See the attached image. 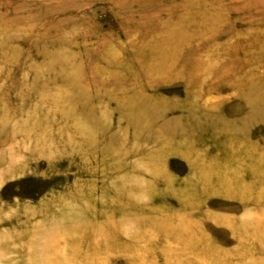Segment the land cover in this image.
Returning <instances> with one entry per match:
<instances>
[{
	"label": "rangeland",
	"instance_id": "1",
	"mask_svg": "<svg viewBox=\"0 0 264 264\" xmlns=\"http://www.w3.org/2000/svg\"><path fill=\"white\" fill-rule=\"evenodd\" d=\"M251 21L264 0H0V264H264V162H249L264 161V106L245 117L231 85L264 78V49L241 76L264 31ZM176 30L186 72L147 76L155 42ZM206 48L215 56L192 76ZM188 94L246 129L253 152L224 145L226 128L210 135L211 119L137 99ZM181 215L190 238L205 236L197 246Z\"/></svg>",
	"mask_w": 264,
	"mask_h": 264
},
{
	"label": "bare ground",
	"instance_id": "2",
	"mask_svg": "<svg viewBox=\"0 0 264 264\" xmlns=\"http://www.w3.org/2000/svg\"><path fill=\"white\" fill-rule=\"evenodd\" d=\"M209 12V11H208ZM217 12H219V11H217ZM216 12V13H217ZM197 14V13H196ZM209 14V13H208ZM213 14V13H212ZM215 14V13H214ZM211 15V14H210ZM216 15H219V13H217ZM206 17V16H205ZM204 17V18H205ZM209 17V16H208ZM215 17V16H214ZM219 17V16H218ZM210 18V17H209ZM209 18H206V19H209ZM213 18V17H212ZM212 18H210V19H212ZM221 18V17H220ZM218 19V18H217ZM245 19V18H244ZM203 20V19H202ZM194 21V20H193ZM205 21V20H204ZM202 23H201V25L203 24V21H201ZM210 22H211V20H210ZM262 22V21H261ZM261 22H254V21H251V26L252 25H255V23H259L256 27L257 28H259L260 26V24H263L264 25V21H263V23H261ZM199 24H200V22H198ZM204 23H207V21H205ZM213 23V22H212ZM211 23V24H212ZM215 23H218V22H215ZM221 23V22H220ZM191 24V23H190ZM259 26V27H258ZM203 27H204V25H203ZM200 33V32H199ZM184 34H185V31L184 32H182V31H177L176 30V32H173V31H167V32H165V34L163 35V37H161V38H163V39H159L160 41H158V42H155V45L152 47V49H151V52H152V56H153V58L155 57L154 55H155V52H157L158 53V57L156 58H154V59H152V60H150L149 62H144V64H143V67H142V69H143V71L145 72V74L147 75V76H149L147 73H149V74H152V73H155V72H157V73H165L167 70H171V67L174 65V66H176V72H175V76L176 77H180V76H182V74H183V72H186V69H185V67H182V66H178L177 65V61L179 60H177L176 61V63H175V60H176V58L180 55V51L182 50V48H181V45L185 42V40H182L183 39V37H184ZM202 34H203V31H202ZM260 35H257L256 36V38H255V40H254V45H257V46H259L260 45V47L259 48H257V47H255V48H252V51H251V54H250V59L251 58H253V59H251L252 60V63H250V64H248L247 66H243V67H241L244 71L242 72V77H245L246 79L247 78H252V75H253V77H254V73H255V71L257 72V71H260V65L257 63L256 64V62L254 61L253 62V60H257L258 58H259V56H261V54H262V56H263V53H262V51H263V49H264V31H262V32H260L259 33ZM213 36V35H212ZM215 36V35H214ZM231 36V35H230ZM229 36V37H230ZM199 37V36H198ZM206 37V36H205ZM210 37H211V34H210ZM233 37V36H232ZM200 38V37H199ZM198 38V39H199ZM205 39V38H204ZM211 39V38H210ZM202 40V39H201ZM184 41V42H183ZM242 42V41H241ZM252 43V44H253ZM202 44V43H201ZM187 45H189V44H187ZM191 45V44H190ZM195 45V44H194ZM209 47V46H208ZM235 47V46H234ZM244 47V46H243ZM198 48V47H197ZM210 48V47H209ZM238 48V47H237ZM215 49V48H214ZM236 49V48H235ZM243 49V48H242ZM192 50H193V48H192ZM212 49H208V48H206V49H203V50H201V49H199V50H197L196 52H195V57L192 59V63H191V65H190V67L189 68H187L188 69V73H191V75H192V71L194 70V69H197L198 68V70L200 71H202L203 72V69L206 67V62L208 61L209 62V60L211 59V57L212 56H215V53H210V52H212L211 51ZM234 51V50H233ZM236 52H237V50H235ZM246 51V50H245ZM151 52H149V53H151ZM194 52V51H193ZM242 52V51H241ZM154 53V54H153ZM239 53V52H238ZM247 57H249L248 55H247ZM247 57H245V58H247ZM255 57H258V58H255ZM214 58V57H213ZM260 59V58H259ZM205 60H207V61H205ZM231 60V59H230ZM243 61V60H242ZM249 62V61H248ZM143 63V62H142ZM175 63V64H174ZM246 63V62H245ZM247 64V63H246ZM243 65H244V63H243ZM201 66V67H200ZM173 68V67H172ZM207 68V67H206ZM191 69H193L192 71H191ZM239 69H240V67H239ZM242 69H240V70H242ZM194 73V72H193ZM196 73V72H195ZM194 73V74H195ZM202 74V73H201ZM164 76V75H163ZM189 76H190V74H189ZM193 76V75H192ZM233 76V75H232ZM235 76V75H234ZM237 76V75H236ZM236 76H235V79H236ZM240 77V76H239ZM234 78V77H233ZM232 78V79H233ZM238 78V77H237ZM229 79V78H228ZM227 79V80H228ZM231 80V79H230ZM197 81V80H196ZM229 81V80H228ZM227 81V82H228ZM194 82V81H193ZM226 82V83H227ZM192 84V83H191ZM201 84V83H200ZM219 84V83H218ZM221 84V83H220ZM188 87L190 86V83H187L186 84ZM232 85V87L233 88H235V89H237L241 94H244V97H245V102H246V105H247V107H249V113L248 114H246V115H244L245 117H247L248 116V118L250 117V118H253L254 119V117H257L258 116V113H257V110L255 109V107H258V106H261V105H263L264 106V78H261V79H252V80H245V81H240L239 83H237V84H231ZM211 87H209V88H211V90L212 91H218V89H219V87H217L216 85H215V83H212L211 85H210ZM231 87V88H232ZM208 88V87H207ZM146 95H147V93H146ZM190 94H188L187 95V97H185V100H183V101H181V102H179L178 101V103L176 102V103H174V105L173 106H171V105H166V106H164L163 104H154V103H152V102H154V100L155 101H157V100H161L160 98H153V100L152 99H150V98H152V97H148V96H145V95H140V96H137V99L142 103H144L145 105H149V106H156V107H160V109H164L163 111H165V110H167V109H173V110H177V111H179V112H181V113H183V114H185L187 117L188 116H191L193 119H195L197 116H199V117H204L205 118V120H207L208 121V119H211L212 120V122H213V124L212 125H209V126H207L206 124V126H207V130L210 132V135H215V132H216V130H218L219 131V133H220V131L222 132V131H225V130H227V131H229V132H231V134H233L232 136H230V137H228V138H222V139H220V140H222V142L224 143V145L225 144H228V143H230V144H236L237 146V149L240 151V153H242V154H245V155H249L250 153H252L253 151L250 149V146L247 144V142H246V140H248V137H247V135H245V134H247L246 132H247V130L246 129H242V128H238V127H235L234 125H232L233 123H232V121L231 120H227L226 118H224V117H222L223 115H220L218 112H217V105L216 104H214V105H210V106H207V109H206V111H204L202 108H201V106H199L198 105V103H193V102H191V95L189 96ZM163 101V100H162ZM161 101V102H162ZM136 102V101H135ZM142 103V104H143ZM245 104V103H244ZM155 108V107H154ZM195 121V120H194ZM211 122V121H210ZM204 123V122H203ZM231 123V124H230ZM228 124H230L231 126H229ZM202 125V124H201ZM227 127H229V129L227 128ZM226 128V129H225ZM223 129H225V130H223ZM226 131V132H227ZM235 133H240V134H242L241 136H236V134ZM221 141H220V144L222 143ZM239 144V145H238ZM201 145H203L202 143H201ZM214 145V144H213ZM243 146V147H242ZM235 147V148H236ZM243 148V149H242ZM187 149H189V148H187ZM196 149V148H195ZM175 150V149H174ZM254 150H256V149H254ZM178 151V150H177ZM191 151V150H190ZM190 151H185V152H190ZM248 152V153H247ZM185 155V154H184ZM240 156H242V155H240ZM237 158H239V157H237ZM195 161V160H194ZM198 162V161H197ZM200 163L202 162V160L201 161H199ZM249 162H251V164H254V165H257V166H259L262 162H264L263 160H262V158L261 159H254L253 161H249ZM207 163V162H206ZM223 163H225V165L226 164H228L229 163V161L227 160L226 162L224 161ZM203 167V166H202ZM205 171V170H204ZM207 172V171H206ZM208 176H210V175H208ZM208 176L206 175L205 176V178H203V183H206V184H208V182L210 183V179L209 178H211V177H209L208 178ZM216 177H218L219 178V181H221L222 179H223V177L221 176V175H217ZM221 179V180H220ZM255 180V179H254ZM253 180V181H254ZM196 181V180H195ZM212 181V180H211ZM255 182V181H254ZM205 184V185H206ZM211 184V183H210ZM204 186V185H203ZM207 186V185H206ZM205 186V187H206ZM219 186V185H218ZM221 186V185H220ZM220 186L219 187H217V189H216V191H218V188H220ZM201 187H202V185H201ZM221 189V188H220ZM224 189V188H223ZM221 190L222 192H225L224 190ZM188 193H190V196H191V192L188 190L187 191ZM193 193V192H192ZM226 193V192H225ZM221 194V193H220ZM193 195V194H192ZM190 196H189V198H190ZM184 198H186V197H184ZM188 199V198H187ZM255 201V200H254ZM256 203V202H255ZM179 213V212H178ZM188 215V217L190 218V216H191V212H189V213H187ZM177 216H178V214H177ZM186 216V218H184V217H182V215L181 216H179V217H182L181 219H179V221H177L179 224H178V227H179V229H180V227L186 232V234L187 235H185V234H182V236L181 237H178V238H175L174 239V241L175 242H179V241H183V242H187V241H189V239H187V238H185L183 235H185V236H188V231H190V229L192 230V228H191V223L190 222H188V220H189V218ZM166 220V219H165ZM174 220V219H173ZM192 221V220H191ZM217 221V220H216ZM219 222H221L220 220H218ZM176 222V221H175ZM165 224V223H164ZM176 224V223H175ZM161 225V224H160ZM169 226V225H168ZM173 226H175V225H172L171 226V228L173 227ZM177 226V225H176ZM261 227V226H260ZM160 228H162V226H160ZM159 229V228H158ZM165 229V228H164ZM168 229H169V227H168ZM162 230H163V228H162ZM170 230V229H169ZM176 230V229H175ZM166 231V230H165ZM177 233V232H176ZM179 233H181V232H179ZM178 233V234H179ZM184 233V232H183ZM235 234H236V232H235ZM176 236H177V234H176ZM241 237V236H240ZM188 238H190L189 236H188ZM193 238V239H192ZM203 238H205V236L203 237H199V236H196V239L194 238V237H191L190 238V241H191V243L192 244H194L195 246H197L198 244V242L201 240L202 241V239ZM203 242V241H202ZM188 243V242H187ZM206 243V242H205ZM190 244V243H189ZM194 245H193V248H194ZM204 246V245H203ZM190 248H192V245H191V247ZM204 250V249H203ZM203 252V251H202ZM197 253V252H196ZM194 262V261H193ZM196 262V261H195ZM207 262V261H206ZM205 262V263H206ZM217 262H219L218 260H217ZM217 264V263H216Z\"/></svg>",
	"mask_w": 264,
	"mask_h": 264
}]
</instances>
